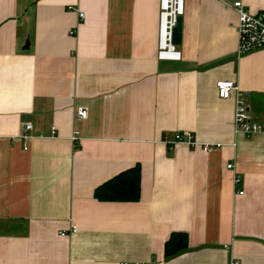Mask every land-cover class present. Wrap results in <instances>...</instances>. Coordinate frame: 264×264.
I'll return each instance as SVG.
<instances>
[{"label":"crops","instance_id":"0c3cea01","mask_svg":"<svg viewBox=\"0 0 264 264\" xmlns=\"http://www.w3.org/2000/svg\"><path fill=\"white\" fill-rule=\"evenodd\" d=\"M235 1L264 11L185 0L160 59L159 0H0V264H264V47L237 54ZM136 164L138 200L95 197Z\"/></svg>","mask_w":264,"mask_h":264},{"label":"built area","instance_id":"2783aa9c","mask_svg":"<svg viewBox=\"0 0 264 264\" xmlns=\"http://www.w3.org/2000/svg\"><path fill=\"white\" fill-rule=\"evenodd\" d=\"M185 0H159L158 11V52L157 55L160 59H179L180 51L176 48V44L172 41V31L177 23L179 16L184 14ZM237 12V54L241 55L252 51L253 49H259L264 47V11L253 12L248 10L243 1H235L232 5ZM217 93L220 98H228L231 96L238 85L232 80H219L216 83ZM238 100L239 97H238ZM237 100V101H238ZM239 108L235 113V128L236 131L249 133L260 128V125L252 123L250 121V114L240 101ZM77 114L85 117L87 111L84 109H78ZM32 125L27 124L26 128H30ZM166 139V138H165ZM170 145L176 143H185L192 147H196L198 142L194 140V137L190 131L176 132L174 139L168 142ZM212 144L204 145L205 149L212 148ZM228 168H232L233 164L228 163ZM239 174L234 176V182L239 183ZM240 193L243 191L240 190ZM70 231L75 232L76 227L73 225ZM61 235H66V231H62ZM120 264H147L142 261H122ZM230 264H240L239 261L233 260Z\"/></svg>","mask_w":264,"mask_h":264},{"label":"trees","instance_id":"16d2710c","mask_svg":"<svg viewBox=\"0 0 264 264\" xmlns=\"http://www.w3.org/2000/svg\"><path fill=\"white\" fill-rule=\"evenodd\" d=\"M141 169L139 164L119 172L99 185L94 195L101 200L136 201L140 197ZM188 247L186 232H172L164 244V254L172 256Z\"/></svg>","mask_w":264,"mask_h":264},{"label":"water","instance_id":"95a60500","mask_svg":"<svg viewBox=\"0 0 264 264\" xmlns=\"http://www.w3.org/2000/svg\"><path fill=\"white\" fill-rule=\"evenodd\" d=\"M181 35H182V16H179L177 19V23L172 31V41L175 44H179L181 41ZM28 39L26 40V44L24 45L25 48L28 47Z\"/></svg>","mask_w":264,"mask_h":264},{"label":"bare ground","instance_id":"6f19581e","mask_svg":"<svg viewBox=\"0 0 264 264\" xmlns=\"http://www.w3.org/2000/svg\"><path fill=\"white\" fill-rule=\"evenodd\" d=\"M253 50H255V49H253ZM253 50H252V51H253Z\"/></svg>","mask_w":264,"mask_h":264},{"label":"rangeland","instance_id":"374dc122","mask_svg":"<svg viewBox=\"0 0 264 264\" xmlns=\"http://www.w3.org/2000/svg\"><path fill=\"white\" fill-rule=\"evenodd\" d=\"M32 1V0H31ZM238 261V260H237Z\"/></svg>","mask_w":264,"mask_h":264}]
</instances>
